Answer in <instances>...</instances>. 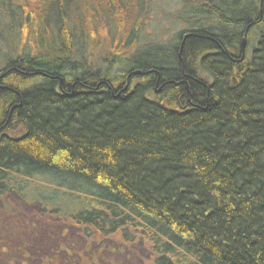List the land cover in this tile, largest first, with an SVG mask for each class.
I'll list each match as a JSON object with an SVG mask.
<instances>
[{"label": "trees", "instance_id": "1", "mask_svg": "<svg viewBox=\"0 0 264 264\" xmlns=\"http://www.w3.org/2000/svg\"><path fill=\"white\" fill-rule=\"evenodd\" d=\"M214 1L222 24L182 0L190 17L161 61L117 57L150 0H0L20 43L0 64V242L19 243L13 258L72 242L80 258L108 246L110 264L134 246L140 264H264V0ZM246 30L258 39L243 55ZM30 197L37 224L13 202Z\"/></svg>", "mask_w": 264, "mask_h": 264}, {"label": "rangeland", "instance_id": "2", "mask_svg": "<svg viewBox=\"0 0 264 264\" xmlns=\"http://www.w3.org/2000/svg\"><path fill=\"white\" fill-rule=\"evenodd\" d=\"M253 2H257V0H245V3L249 7V5ZM149 7H146L144 24L139 30L138 38L135 45L133 46V51H131L128 55L118 54L117 57L124 59H145L150 60L152 57L157 56L159 60L167 59L170 55L165 52L169 50L171 52L174 47L173 39L175 35L181 32L184 29V24L182 23L183 17H190L188 11H180L182 7V0H150ZM134 5V3H131ZM192 6V5H191ZM192 16V15H191ZM130 21L127 24H131L132 19H134V10L130 12ZM10 22L8 16L4 13L2 18L0 19V64L3 65L6 57H9L11 54V48L16 46L19 47L20 43L12 42V38L16 37L15 34L8 30L6 25ZM131 26V25H130ZM129 26V27H130ZM126 27V31L127 28ZM138 31V30H137ZM247 39V44L245 46L247 53L250 52L257 43L258 39V31L249 35ZM126 37V36H125ZM124 37V42L125 38ZM96 40V39H95ZM98 41V39H97ZM95 42L89 38L87 42L88 55H97L94 51L93 44ZM101 43V42H99ZM134 44V43H133ZM137 45V49H134ZM102 44L99 45V50L102 49ZM141 46V47H140ZM128 54V53H127ZM104 56V53L101 57ZM104 58H100V61H103ZM90 61V60H88ZM98 61V60H97ZM99 62V61H98ZM41 193H46V195H55L56 191L52 189H46L41 187ZM60 198V195H59ZM79 200L75 197L63 198L62 201H59L60 204L68 206L72 208L77 204ZM14 204H16L19 209L23 210V213L20 214L23 217L24 222L30 223H39L36 218L33 216L41 210V206L38 201L34 198L30 197L26 200L14 199ZM2 214H0L1 216ZM5 218V216H2ZM27 223V224H28ZM40 225V224H39ZM25 223L23 227H25ZM22 227V228H23ZM73 230L68 232V236L70 238L76 239L73 235ZM54 238L51 239L53 243H58V237L54 235ZM37 238H32L31 240H36ZM57 240V241H56ZM13 244H9L6 242H0V264H110V262H114L115 256L110 251V248L104 246L102 252H96L94 247H90V251L83 252V257L80 258L77 253L82 254L80 252V248L77 246L72 247V242L62 243L61 246L51 245L46 250V246L42 243H37L34 247H27V249L20 248V256L17 258H13L11 253L8 251L13 250L15 246H19V243L12 242ZM20 247V246H19ZM17 248V247H16ZM129 254V261L125 264H140V255H143V250L134 246L133 248L126 251ZM140 254V255H139ZM101 256L98 258V256ZM42 259V260H41Z\"/></svg>", "mask_w": 264, "mask_h": 264}, {"label": "flooded vegetation", "instance_id": "3", "mask_svg": "<svg viewBox=\"0 0 264 264\" xmlns=\"http://www.w3.org/2000/svg\"><path fill=\"white\" fill-rule=\"evenodd\" d=\"M199 10H201L203 13L207 14L208 16H215L214 15V5H215V1L214 0H199ZM217 17V16H215ZM205 19V18H203ZM207 19V18H206ZM218 20H216L215 18H212L211 22L215 23V24H222V22L224 20H221L219 17H217ZM229 22V21H228Z\"/></svg>", "mask_w": 264, "mask_h": 264}, {"label": "bare ground", "instance_id": "4", "mask_svg": "<svg viewBox=\"0 0 264 264\" xmlns=\"http://www.w3.org/2000/svg\"><path fill=\"white\" fill-rule=\"evenodd\" d=\"M197 14H198V17L199 18H205V16H207V17H209V18H215L216 20H218L217 19V17H215V16H208L207 14H205V13H203L201 10H198V12H197ZM261 19H262V15H261ZM244 35H245V33L243 34V37H242V39H241V49H242V53H243V55L244 54H246V48H244V50H243V48H242V43H243V38H245V46H246V44H247V39H248V33H247V35H246V37H244ZM256 46V45H255ZM254 46V47H255ZM133 51V50H132ZM252 51V50H251ZM4 63H5V61H4ZM185 65V63L183 64V66ZM172 82V81H171ZM5 88V87H4ZM157 92L158 93H160V92H162V89L160 88V89H158L157 90ZM2 108H3V110H4V107L2 106Z\"/></svg>", "mask_w": 264, "mask_h": 264}, {"label": "water", "instance_id": "5", "mask_svg": "<svg viewBox=\"0 0 264 264\" xmlns=\"http://www.w3.org/2000/svg\"><path fill=\"white\" fill-rule=\"evenodd\" d=\"M246 35H247V30L245 31V35H244V37H246ZM188 35H185L184 36V39L187 37ZM245 38H243V43H242V48H243V50H244V48H245ZM140 72H136V74H139Z\"/></svg>", "mask_w": 264, "mask_h": 264}]
</instances>
